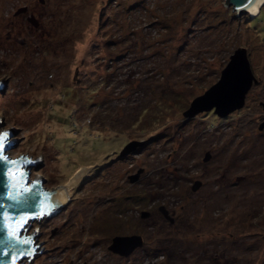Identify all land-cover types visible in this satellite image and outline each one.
<instances>
[{"label": "rangeland", "instance_id": "rangeland-1", "mask_svg": "<svg viewBox=\"0 0 264 264\" xmlns=\"http://www.w3.org/2000/svg\"><path fill=\"white\" fill-rule=\"evenodd\" d=\"M226 2L0 0L9 156L40 158L32 178L48 189L88 169L33 223L47 251L30 264H264V7L236 16ZM239 48L259 82L243 109L184 116ZM131 235L137 252L109 251Z\"/></svg>", "mask_w": 264, "mask_h": 264}, {"label": "water", "instance_id": "water-1", "mask_svg": "<svg viewBox=\"0 0 264 264\" xmlns=\"http://www.w3.org/2000/svg\"><path fill=\"white\" fill-rule=\"evenodd\" d=\"M226 5L232 7L233 12L236 16H242L244 14L252 16L258 9H262L261 3L263 0H226ZM243 4H247V7H242ZM261 6V7H260ZM258 80L254 75L251 67L249 54L247 49L239 48L231 56L230 62L227 67L223 70L220 81L214 85L210 90H208L205 95L198 97L191 104V108L184 114V116L192 117L201 112L214 111V113L221 117H227L228 115L243 109L246 103V98L252 87L258 84ZM5 83L0 82V89L3 90ZM210 98L212 104L206 107L197 108L198 104ZM264 108V103L262 104ZM0 119V123H1ZM264 129L262 124L261 130ZM3 132V131H2ZM9 137L16 135V132L11 129L7 131ZM13 142L18 143L16 140L10 142V148L6 151V155L9 159L15 161L19 158H12L9 156L8 151L12 149ZM22 157V156H21ZM26 162L22 166L24 173L23 185L30 189L29 192L22 194L19 199V203H14L9 199V193L16 195V190L11 188V184L14 183L8 175L7 170L12 166L0 165V241L4 239L7 233L6 222L3 219L5 215L11 217V221L18 219L20 215H27L31 217L27 223L26 231H23V236L30 237L33 240L32 245L23 246L25 251L31 250V254L25 256L22 259L17 260V264H23L28 261L30 264L31 260L35 259L41 253H45L47 250L37 251L41 246L40 244L36 246V240L39 237V233L35 235L30 234L32 225L34 222H41L43 219H51L57 214H59L67 204H64L65 198L62 190L48 189L46 187V180L36 176L32 178V169L41 164L40 158L34 161L27 156ZM211 159V155L207 154L205 162ZM200 184H197L196 188H199ZM161 211L165 214V217L170 220L169 214L165 208H161ZM149 216L147 213H143V218ZM10 221V222H11ZM173 222V220H171ZM54 231L53 233H55ZM43 244V243H42ZM144 240L140 236L131 237H116L112 241V245L109 247V251L115 255H120L123 257L130 256L136 249L143 247ZM5 245L0 243V264H11V254L4 256ZM11 251V250H10Z\"/></svg>", "mask_w": 264, "mask_h": 264}, {"label": "snow or ice", "instance_id": "snow-or-ice-1", "mask_svg": "<svg viewBox=\"0 0 264 264\" xmlns=\"http://www.w3.org/2000/svg\"><path fill=\"white\" fill-rule=\"evenodd\" d=\"M251 3V0H248ZM242 7L246 8L247 4H243ZM8 132H0V165L12 166L7 170V175L15 181L11 184V188L16 190V195L9 193V199L14 203H19L18 197L22 194L30 191L23 185L24 173L22 170L23 164L26 162V158L20 157L18 160H11L5 154L10 148V141L8 140ZM3 219L6 222L7 233L6 236L0 243L5 245L4 256L11 254V264H17L18 259H22L25 256L31 254V250L25 251L23 246H30L33 240L30 237L23 236V231H26V225L31 219L27 215H20L15 221H11V217L5 215ZM11 221V222H10ZM11 250V251H10Z\"/></svg>", "mask_w": 264, "mask_h": 264}, {"label": "bare ground", "instance_id": "bare-ground-1", "mask_svg": "<svg viewBox=\"0 0 264 264\" xmlns=\"http://www.w3.org/2000/svg\"><path fill=\"white\" fill-rule=\"evenodd\" d=\"M261 6H262V8L264 7V0L262 1ZM260 12H261V9L259 8L258 11L255 14H253V17H257L260 14ZM87 171H88V169L81 170L79 173H77L76 177L69 182V184L60 188V190H62L64 198H65L64 204H67L70 201V196H71V192H72L71 190L83 180Z\"/></svg>", "mask_w": 264, "mask_h": 264}, {"label": "built area", "instance_id": "built-area-1", "mask_svg": "<svg viewBox=\"0 0 264 264\" xmlns=\"http://www.w3.org/2000/svg\"><path fill=\"white\" fill-rule=\"evenodd\" d=\"M123 259H126V261L124 260V262H121V260H120V261H117V263H121V264H136V262H140L139 259L135 260L134 258L133 259L123 258ZM148 260H149L150 263L147 261L146 257L143 256L141 262H142V264H152L153 263V261H151L149 258H148ZM113 261H112V264L114 263Z\"/></svg>", "mask_w": 264, "mask_h": 264}, {"label": "flooded vegetation", "instance_id": "flooded-vegetation-1", "mask_svg": "<svg viewBox=\"0 0 264 264\" xmlns=\"http://www.w3.org/2000/svg\"><path fill=\"white\" fill-rule=\"evenodd\" d=\"M166 211L168 212V210H166ZM168 213H169V212H168ZM169 215H170V214H169ZM169 221H170V220H169ZM174 221H175V220H174ZM131 236H132V235H131ZM133 236H134V235H133ZM122 237H125V236H122ZM143 240H144V239H143ZM144 243H145V242H144ZM143 246H144V245H143ZM136 250H137V249H136ZM136 250H135L134 252H137ZM134 252H133V253H134Z\"/></svg>", "mask_w": 264, "mask_h": 264}, {"label": "trees", "instance_id": "trees-1", "mask_svg": "<svg viewBox=\"0 0 264 264\" xmlns=\"http://www.w3.org/2000/svg\"><path fill=\"white\" fill-rule=\"evenodd\" d=\"M260 14H262V11L260 12Z\"/></svg>", "mask_w": 264, "mask_h": 264}]
</instances>
